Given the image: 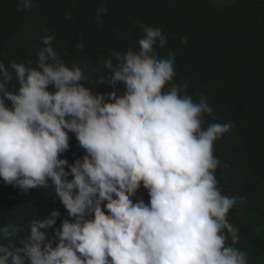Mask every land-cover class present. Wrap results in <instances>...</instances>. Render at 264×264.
I'll use <instances>...</instances> for the list:
<instances>
[{"label":"clouds","instance_id":"clouds-1","mask_svg":"<svg viewBox=\"0 0 264 264\" xmlns=\"http://www.w3.org/2000/svg\"><path fill=\"white\" fill-rule=\"evenodd\" d=\"M12 1L32 17L34 0ZM62 5L46 10L35 51L25 37L0 39L12 53L0 61V186L44 217L0 216V264H264V96L249 101L253 134L239 148L229 141L225 155L235 122L175 81L177 48L159 27L97 57L91 71L110 89L101 92L61 54ZM108 11L102 0L97 23ZM89 24L91 37L74 31L77 48L103 28ZM218 30L214 42L229 48ZM224 75L230 112L244 78Z\"/></svg>","mask_w":264,"mask_h":264},{"label":"trees","instance_id":"trees-1","mask_svg":"<svg viewBox=\"0 0 264 264\" xmlns=\"http://www.w3.org/2000/svg\"><path fill=\"white\" fill-rule=\"evenodd\" d=\"M73 1L34 0L36 8L30 19H24L22 13L17 12L12 0L0 1V39L25 37L31 51H35L39 48L35 36L44 31L46 10L63 4L61 31H68V34L62 38L61 54L70 63H82L87 85L106 92L110 89L98 85L97 74L91 71L97 57L104 55L109 48L139 46L141 26L159 27L168 38L167 46L177 48L175 81L188 83V93L208 95V102L215 104L221 112L219 116L231 117L235 122L233 134L221 145L223 153L227 155L229 141L239 148L246 142V137L253 134L250 117L254 112L248 108L249 101L264 96V0H104L109 11L103 23H97L95 19L96 7L102 0H77L76 16L72 11ZM65 13H71V20L64 18ZM89 22L103 28L91 47L77 48L79 43L73 37L74 31L83 38L91 37ZM218 26L230 36L229 48L214 42L216 35L221 34ZM185 36L187 44L181 43V37ZM2 47L0 41V61L6 62L12 53H5ZM157 51L166 56L169 50L165 46L157 47ZM214 52H224L221 60ZM224 74L244 78L235 90L238 104L230 112L225 111L223 103L229 90ZM141 194L148 201L147 191L141 188L138 195ZM37 206L39 204L0 186V216L6 221L26 222L30 217L44 219ZM12 239L18 241V237ZM250 242L253 240H243V247L251 249ZM258 248L264 250V242H260Z\"/></svg>","mask_w":264,"mask_h":264}]
</instances>
